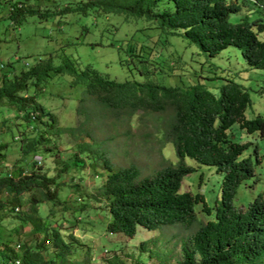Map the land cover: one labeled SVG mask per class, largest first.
Instances as JSON below:
<instances>
[{"label": "rangeland", "instance_id": "1", "mask_svg": "<svg viewBox=\"0 0 264 264\" xmlns=\"http://www.w3.org/2000/svg\"><path fill=\"white\" fill-rule=\"evenodd\" d=\"M89 1L93 0H0V75L6 73L14 78L23 70L36 69L37 79L25 92L26 96L32 98L40 112L53 115L56 126L60 127H78L84 120L79 117V108L90 107L88 83L94 77L93 71L109 81L148 80L139 68L140 58L128 55L129 47L158 42L163 47L157 56L159 59L171 53L188 59L196 52L194 46L188 48L186 41L175 35H160L162 31L149 27L152 23L145 18L128 17L126 7L130 0H94L97 4L88 5ZM229 1L242 6L241 12L232 16L234 21L258 19L264 24V8L257 0ZM260 2L263 4L264 0ZM18 4L24 5L25 15L14 19L11 7ZM163 7L169 5L160 9ZM259 38L264 40V32ZM197 59L198 62L190 60L192 66L186 65L184 69L188 70L184 72L181 65H176L180 69L173 74L163 72L167 77L159 75L151 80L165 86L183 85V81L187 85L195 83L190 77L194 67L209 70L208 63L202 64L203 58ZM209 61L220 70L235 73L247 88L251 104L246 116L264 119V70L248 66L241 51L234 46L210 57ZM87 70L91 77L80 76ZM96 112L92 108L87 110L93 116L98 115ZM105 115L91 124L88 133L97 144L102 143L101 150L107 152L113 169L136 165L144 176H150L161 169L164 159L178 161L174 147L162 136L171 121V111L157 115L138 112L131 119L122 114ZM44 127L39 121L30 124L21 113L7 106L0 110V144L6 146L3 152L7 157L0 170L9 175V167L22 168L31 174L36 163L42 164L36 173L53 179L50 187L55 196L53 200H46L40 190H30L22 195L21 204L16 207L18 212L16 208L1 212L0 264H12L10 258L19 259L25 247L43 243L46 229L32 233L31 222L22 227L21 217L26 219L30 215L40 217L42 222L59 231L70 245L73 259L83 261L79 264H178L182 260V247L190 244V236L208 220L201 213V205L196 207L201 222L189 228L178 225L151 231L140 226L133 238L106 231L112 215L106 201L99 200L96 192L108 175L103 158L96 153V147L82 151L88 137L68 134L53 135L50 146L41 145L37 151L27 153L24 148L33 138H41ZM242 142L257 146L264 157V137L244 134ZM75 159L83 160L85 166L63 169L65 163L69 166ZM189 161L192 160L188 164ZM190 164L198 169L184 178L182 187L204 194L206 202L216 208L221 175L212 166ZM257 173L259 181L254 187L240 189L235 199L237 206L246 204L258 193L264 195V158ZM47 230L52 233L50 228ZM46 242L48 250L42 252L51 258L52 243Z\"/></svg>", "mask_w": 264, "mask_h": 264}, {"label": "trees", "instance_id": "2", "mask_svg": "<svg viewBox=\"0 0 264 264\" xmlns=\"http://www.w3.org/2000/svg\"><path fill=\"white\" fill-rule=\"evenodd\" d=\"M257 2L264 8V3ZM94 4L97 1L88 3ZM165 5L169 7L160 9ZM23 8V4L11 7V17L21 19L25 15ZM241 10V5L229 0H130L126 7L128 17L145 18L154 25L149 27L162 31L160 35H175L186 41L188 48L194 46L196 52L188 59L174 53L159 59L163 47L158 42L129 47L128 55L140 58L139 68L148 80L109 81L93 71L94 77L88 83L90 107L79 108V117L84 120L78 127L56 126L53 115L40 112L32 98L26 96L25 92L37 79L36 69L23 70L14 78L6 73L0 75V110L7 106L21 113L30 124L39 121L45 126V131L39 135L41 138H33L24 148L27 153L37 151L41 145L50 146L53 135L68 134L76 138L83 135L92 141L83 143L81 149L86 152L96 147V153L103 158L108 170L106 181L96 189L97 198L106 201L112 215L106 223V231L133 238L140 226L151 231L178 225L189 228L201 222L196 210L201 205V213L208 220L190 236V244L182 247V260L178 264H264V195L258 193L246 204H235L241 188L254 187L259 181L257 170L264 158L257 146L242 142V136L257 134L264 137V119L246 116L251 104L247 88L238 81L235 73L220 70L209 61L210 57L234 46L241 51L248 66L264 70V40L259 38L264 32V24L258 19L234 21L232 16ZM197 58H203L202 64L208 63L209 70L194 67L190 77L196 80L195 83L187 85L183 81V85L165 86L151 80L159 75L167 77L163 74L171 75L176 69L183 71L186 65L198 62ZM88 71L80 76L91 77ZM91 108L96 109L97 116L87 114ZM170 111L173 115L162 136L174 147L178 161L173 163L164 159L161 169L150 176H144L136 165L113 169L107 152L101 150L102 143L97 144L88 133L91 124L105 118L107 113L122 114L131 119L138 112L157 115ZM32 113H36L34 120ZM5 147L0 144V167L5 166ZM188 160L192 161L188 164ZM190 162L212 166L221 175L216 208L206 202L204 194L182 187L184 178L198 169ZM34 166L35 171L31 174L22 168L9 167L13 170L8 171L9 175L4 169L0 170V214L8 208L15 209L21 204L22 195L30 190H40L46 200L55 198L54 189L50 187L53 179L37 175L42 164ZM70 166L84 167L85 162L75 159L69 166L65 163L63 169ZM20 220L22 227L27 222L34 225L32 233H41L45 229L47 232L44 231L43 243L25 247L17 264L83 262L73 259L70 245L59 231L42 222L40 217L30 215ZM65 227L68 226L62 228ZM47 228L52 230L51 234ZM46 241L52 243L51 258L42 252L48 250ZM17 260L11 257L10 263L16 264Z\"/></svg>", "mask_w": 264, "mask_h": 264}, {"label": "built area", "instance_id": "3", "mask_svg": "<svg viewBox=\"0 0 264 264\" xmlns=\"http://www.w3.org/2000/svg\"><path fill=\"white\" fill-rule=\"evenodd\" d=\"M31 117H32V119L34 120L35 118H36V113H32L31 114ZM17 211L19 210V209H16Z\"/></svg>", "mask_w": 264, "mask_h": 264}]
</instances>
